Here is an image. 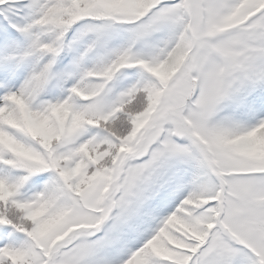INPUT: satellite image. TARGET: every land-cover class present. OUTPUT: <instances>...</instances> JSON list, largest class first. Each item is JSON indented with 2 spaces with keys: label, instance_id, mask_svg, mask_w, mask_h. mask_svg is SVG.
<instances>
[{
  "label": "snow or ice",
  "instance_id": "1",
  "mask_svg": "<svg viewBox=\"0 0 264 264\" xmlns=\"http://www.w3.org/2000/svg\"><path fill=\"white\" fill-rule=\"evenodd\" d=\"M0 264H264V0H0Z\"/></svg>",
  "mask_w": 264,
  "mask_h": 264
}]
</instances>
